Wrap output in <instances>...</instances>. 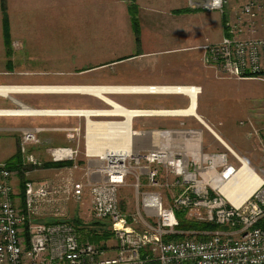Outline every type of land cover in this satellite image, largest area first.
I'll list each match as a JSON object with an SVG mask.
<instances>
[{"label":"built area","instance_id":"built-area-1","mask_svg":"<svg viewBox=\"0 0 264 264\" xmlns=\"http://www.w3.org/2000/svg\"><path fill=\"white\" fill-rule=\"evenodd\" d=\"M223 0H188L191 10L218 12L224 15ZM226 16V15H225ZM225 36L218 43L203 47V64L224 79L264 80V3L249 0L230 19H225ZM153 88V87H150ZM182 88V87H181ZM187 95L196 97L200 88L183 87ZM193 89H196L193 91ZM153 94L152 92H147ZM104 111L80 109L0 111V116L26 117H75L85 123L81 128L65 130L69 141H77L76 148H49L50 162H74L81 153L87 160H97L100 166L87 169L91 210L95 218L110 221L116 241L115 255L104 257L95 245L80 240L70 223H42L34 220L37 206L49 202L59 193L49 182L23 184L22 214L17 207L14 176L0 170V264H145L141 257L148 249L150 259L158 264H264V171L253 174L259 186L248 199L232 203L221 193L237 169L225 154L204 153L202 133L184 126L172 130L136 132L132 120L151 116H182L184 113L155 110H128L108 101ZM127 114L131 119L129 126ZM185 115V114H184ZM109 116L108 123H97L98 117ZM99 127L106 131L98 132ZM91 129L94 133L90 135ZM37 131L22 132L20 151L26 165L40 168L44 162L28 152V146L40 144ZM151 138L146 146L145 139ZM239 164L242 161L237 159ZM246 164V163H245ZM239 169V168H238ZM161 172L175 180L167 187L181 189L171 207H166L157 191L142 193V209L154 218V225L139 231L127 225L119 212L117 191L128 177L140 188V181L147 180L149 187H157ZM98 174V179H95ZM64 194L80 198L84 185L70 183L61 186ZM215 197H212V196ZM19 204V202H18ZM203 210L208 223L229 228L215 232L208 239L184 238L164 242L163 237L174 232L178 222L176 212L184 211L195 216ZM195 218V217H194ZM27 223V237H21Z\"/></svg>","mask_w":264,"mask_h":264},{"label":"crops","instance_id":"crops-1","mask_svg":"<svg viewBox=\"0 0 264 264\" xmlns=\"http://www.w3.org/2000/svg\"><path fill=\"white\" fill-rule=\"evenodd\" d=\"M247 1L249 0H227L224 16L231 19ZM259 1L264 3V0ZM130 5L137 8L138 41L133 34ZM3 20L9 23L8 39L13 36L15 40H20L19 43L22 42V58H9L10 52L6 54ZM57 22H61V25L64 23L65 44L70 42V45L72 37L78 42L79 53H75V56L71 53L69 58L56 57ZM225 32V18L220 13L191 10L188 0H0V111L30 108L100 112L106 106L111 108L108 104L110 101L128 110L184 112L192 107L191 98L187 94H150L132 90L156 86L192 87L201 89V93L195 97L193 112L174 117L136 118L132 120V128L136 132H150L184 126L201 133L204 130L211 133L213 130L204 120V109H200V106L205 108L201 105L200 96L203 95L202 86L209 85V81L216 77L214 71L202 62L203 47L220 42ZM66 36L70 39L67 40ZM144 41L150 44H142ZM137 49L141 52H136ZM71 50L70 48L69 51ZM98 53L105 56L101 57L100 62L96 61V65L90 66L89 58ZM57 58L62 59V63ZM146 59H158L157 63H153L158 67L156 71L144 66L142 60ZM72 60L83 63L72 65ZM59 64L66 67L57 69ZM118 66L125 75L156 72L157 77H160L114 80L108 78L110 73L103 72ZM77 67L80 69L76 70ZM105 87L106 90H103ZM53 88H87L94 92L51 90ZM96 120L97 123H108L112 117H98ZM71 128H81L82 134L85 130L84 120L75 117L0 116V162L12 157L14 149H17V139L24 130L38 129L40 144L35 147V152L44 163L51 164L49 155L44 154V150L76 148L77 141L66 138L65 130ZM225 138L230 140L232 147L236 146L239 154L226 146L224 141L216 140L230 154L228 156L224 153L230 163L235 160L238 162L237 159L244 163L250 161L251 153L237 147L238 144L227 132ZM81 141L83 143L82 137L81 162L85 166L93 165L96 171L100 163L96 159L87 160L84 157ZM144 142L147 147L150 146L151 138H146ZM204 149L202 135V150ZM95 179H98V174ZM59 182L67 183L65 180Z\"/></svg>","mask_w":264,"mask_h":264},{"label":"rangeland","instance_id":"rangeland-1","mask_svg":"<svg viewBox=\"0 0 264 264\" xmlns=\"http://www.w3.org/2000/svg\"><path fill=\"white\" fill-rule=\"evenodd\" d=\"M60 23L61 22H57V31L55 38L56 57L65 56L69 58L71 53L73 54V56H75V53H79V44L78 42H75L76 39L73 37L70 45V42L68 44H65L63 42L64 23L62 25ZM13 35L15 36V34ZM66 39L69 40L70 38H67L66 36ZM19 41L20 40H15V38L11 36L10 40L8 39V41L6 42V54L10 52L9 58H11L12 56H19V58H22L23 53L20 51L23 49V44L22 42L19 43ZM138 44L139 43H137V46ZM142 44L149 45L150 43L144 41ZM68 48H71L72 50L69 51ZM137 51L139 52L140 50L137 49L136 52ZM92 56L93 58H89L90 66L96 65L94 63L96 61L100 62L101 57L105 55L103 53H98L92 54ZM57 59L59 60V63H62V59ZM159 60L163 61L160 57ZM142 62L144 66L147 65L153 72L156 71L158 68L153 64L157 63L158 59H146L142 60ZM70 63L72 65L76 64L78 66V64L83 63V61L72 60V62ZM64 64H59L60 67L58 66L57 69H63L64 67H66V65L64 66ZM158 66L159 69H161L160 64ZM79 69V67L76 68V70ZM103 72L110 73L108 78L114 80L127 78L136 79L143 77H153L157 79L160 77H157L158 75L156 74V72H146V75H125L123 74L119 66L116 68H109L107 70H104ZM213 73L217 80L213 77V79L209 81V85L202 86L203 95L200 96L201 105L203 104V106L205 107L201 108L200 106L201 110L204 109V120L207 125L213 131H215L217 135H219L222 141H224L236 154H238L236 151V146L232 147V145L229 144L230 140H227V138H225L226 132L229 134V136L232 137L234 141H236V144H238L237 147L240 146L241 149L243 148V150H246V153H251V155H249L250 161H247L246 164L253 172H255V174L257 173L259 174L258 176L261 177L263 176L261 175V171H264V80L245 82L235 81L233 79H224L221 75H218L215 72ZM199 114L201 115V112H199ZM195 126H197L196 122ZM202 135H204V153H226L228 156H230V154H228L224 147L218 141H216V139L211 133L204 130V133H202ZM21 137L22 134L17 139V149H14L12 157L0 162V170L5 169L11 174H13L15 178L14 183L17 186L18 194L22 193V186L27 181H32L34 183L46 181L54 186L56 192L59 191V193L56 194L52 198V200H50L49 202L40 203L37 206L36 214L33 216L34 220L42 223H56L59 221L71 222V225L75 227L76 230H78L79 235H82L84 237L86 236V234L88 235V233H90L91 235H108L109 233L112 234L111 222L95 218L91 210V198L88 187L90 177L87 178L86 172L87 169H93V165L89 164L85 166L81 162V158L83 156L79 153L75 161L76 163H44L40 168H33L32 166L26 165L23 160V155L20 151ZM37 146L38 144L29 145L27 148L28 152L33 153L39 159H42L41 156H39V154L35 152V147ZM47 150L48 149L44 150V154L47 153ZM56 164L63 165L62 167H56ZM231 164L236 169L240 167V164L236 160L233 162L231 161ZM161 174L162 175L159 176V179L157 180L159 185L153 189L149 187L148 182L145 179H142L139 182L140 188L136 189L134 187L135 181L132 177L127 178L124 184L118 189V209L122 217H124V219L126 220L127 225L131 228L142 231L144 230L146 225L155 224L154 218H150V216L145 214L144 210L142 209V193L152 190L159 192L165 206L167 207L172 206V201L174 197L178 193H180L181 189L179 187L172 188L166 186L174 183L175 180L171 177L165 176L164 172H161ZM60 180H65L67 183L62 184L61 182H59ZM69 182L82 183L84 185L82 195L79 199L74 198L72 194L67 195L61 191V186L68 185ZM212 197L215 196L213 195ZM16 201L18 209L21 211L22 214H25V210L23 208V201L20 200V196L17 195ZM205 216L206 215L203 210L195 212V216L185 212V219L188 221H193L195 223H208L206 222V220L203 219ZM27 227L28 224L25 223L21 231V237L25 239L27 237ZM217 227L218 228L213 231L203 230L200 232H183L178 231L175 228L174 232L170 235H183L179 239H196L195 236H204L206 237L205 239H208L215 232H225L229 229L225 226ZM94 241L97 243V249L99 251H103L104 257H112L115 255L116 241L113 235L112 237L110 235L108 237L100 236L97 239H94Z\"/></svg>","mask_w":264,"mask_h":264},{"label":"bare ground","instance_id":"bare-ground-1","mask_svg":"<svg viewBox=\"0 0 264 264\" xmlns=\"http://www.w3.org/2000/svg\"><path fill=\"white\" fill-rule=\"evenodd\" d=\"M169 87H160V86L157 87L156 86V87H153V88L147 87V88L134 89L132 91H136V92H152V93H156V94H159V93H181V94H185L186 93V90L182 89L181 87H177V86L176 87L174 86L173 88H169ZM51 90H55V91L68 90V91H79V92L80 91L81 92L82 91H86L87 92L88 89L87 88L86 89L85 88H67V89L53 88ZM89 90H92V89H89ZM103 90H106V87ZM194 90L196 92V89H193V91ZM124 91H128V90H124ZM92 92H94V90H92ZM96 95H98V94L96 93ZM188 97L191 98L192 107L188 111H184V112L179 111V112H181V113H191V112H193V107L195 105L194 93L191 92V94L188 95ZM166 113H168V111H163V112L158 113V114H166ZM130 119H131L130 114H127V119H126L127 120V123H126L127 127L129 126ZM106 130H107L106 128H102V127L100 128L99 127V129L97 131L98 132H103V131H106ZM93 133H94V129H91L90 135H92ZM211 134L216 138V140H218V141L221 140L222 141V139L216 133H214L213 131L211 132ZM226 146H227V144H226ZM257 178L258 177H256L253 174V172L250 170V168L247 166V164L242 162V164H240L239 169H237V171L235 172V174L232 177V179L225 186H222V188H220V193L226 199L231 201L232 203L240 204L241 202H243L246 199H248L250 197V195L255 191L257 186H259L260 180H258L259 178L258 179Z\"/></svg>","mask_w":264,"mask_h":264},{"label":"trees","instance_id":"trees-1","mask_svg":"<svg viewBox=\"0 0 264 264\" xmlns=\"http://www.w3.org/2000/svg\"><path fill=\"white\" fill-rule=\"evenodd\" d=\"M4 8V6H2ZM129 9H130V17H131V23H132V28H133V34L135 36V39L136 41H138V21H137V8L136 6L134 5H130L129 6ZM225 19H226V16L222 15ZM3 32H4V39H5V43L8 41V38H9V23L7 20H3ZM63 164H56V167H62ZM52 166V165H51ZM18 196H20V200H22L23 198V186H22V193L21 194H18ZM176 216V219L178 221V225L176 227V230L178 231H191V232H195V231H203V230H207V231H213L215 230L217 227V225L215 224H212V223H195L193 221H188L185 219V212L184 211H178L176 212L175 214ZM39 222V221H37ZM50 223H54V222H50ZM67 223H70L71 222H67ZM78 232V230H77ZM79 234V233H78ZM89 235V236H88ZM88 235L86 234V236H82V235H79L80 236V240L83 241V242H89L90 244L92 245H97V243L94 241V239H97L98 237L100 236H105V237H108L109 235L112 237L113 234L109 233L108 235L107 234H96V235H91L90 233H88ZM183 235H174V236H165L163 237V241L164 242H169V241H174V240H182V239H179L181 238ZM196 237V240H204L206 237H202V236H195ZM93 240V241H91ZM141 257L142 258H147L149 260H147L145 262V264H158L156 261L150 259V255H149V252H148V249H144L142 250L141 252Z\"/></svg>","mask_w":264,"mask_h":264},{"label":"water","instance_id":"water-1","mask_svg":"<svg viewBox=\"0 0 264 264\" xmlns=\"http://www.w3.org/2000/svg\"><path fill=\"white\" fill-rule=\"evenodd\" d=\"M223 1L226 3L227 0H223Z\"/></svg>","mask_w":264,"mask_h":264}]
</instances>
